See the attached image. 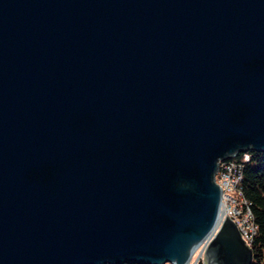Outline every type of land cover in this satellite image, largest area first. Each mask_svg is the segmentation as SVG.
Wrapping results in <instances>:
<instances>
[{"label":"water","instance_id":"95a60500","mask_svg":"<svg viewBox=\"0 0 264 264\" xmlns=\"http://www.w3.org/2000/svg\"><path fill=\"white\" fill-rule=\"evenodd\" d=\"M250 149L264 0H0V264H186ZM253 258L226 216L205 264Z\"/></svg>","mask_w":264,"mask_h":264},{"label":"built area","instance_id":"2783aa9c","mask_svg":"<svg viewBox=\"0 0 264 264\" xmlns=\"http://www.w3.org/2000/svg\"><path fill=\"white\" fill-rule=\"evenodd\" d=\"M242 153H244L242 161L232 157L229 159H222L218 163L215 180L221 189L220 208L224 211V216L220 220L217 228L202 243L201 254L205 252L226 216L236 223L243 239L249 246H251L254 236L257 233L258 225L254 220L251 203L246 198L243 188L244 163L249 160V154L247 151Z\"/></svg>","mask_w":264,"mask_h":264},{"label":"trees","instance_id":"16d2710c","mask_svg":"<svg viewBox=\"0 0 264 264\" xmlns=\"http://www.w3.org/2000/svg\"><path fill=\"white\" fill-rule=\"evenodd\" d=\"M249 160L244 164L243 188L246 198L251 203L253 216L258 230L251 243L253 260L251 264H264V150L250 149L247 151ZM244 153L234 159L242 161ZM123 264H142L125 262ZM200 264H203L201 261Z\"/></svg>","mask_w":264,"mask_h":264},{"label":"rangeland","instance_id":"374dc122","mask_svg":"<svg viewBox=\"0 0 264 264\" xmlns=\"http://www.w3.org/2000/svg\"><path fill=\"white\" fill-rule=\"evenodd\" d=\"M202 246H203V244L199 245L197 247L192 258L190 259V264H200L201 261L203 262V264H205V259H204V253L205 252L203 254H201ZM263 261H264V257H263ZM165 264H174V263L168 261Z\"/></svg>","mask_w":264,"mask_h":264},{"label":"bare ground","instance_id":"6f19581e","mask_svg":"<svg viewBox=\"0 0 264 264\" xmlns=\"http://www.w3.org/2000/svg\"><path fill=\"white\" fill-rule=\"evenodd\" d=\"M224 211L220 208V220L222 219V217L224 216ZM199 244V243H198ZM198 244L195 246V248H197ZM195 248L193 249V251L195 250ZM192 251V252H193ZM191 252V253H192ZM191 255V254H190ZM186 264H190V261L187 260Z\"/></svg>","mask_w":264,"mask_h":264}]
</instances>
